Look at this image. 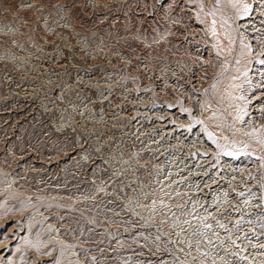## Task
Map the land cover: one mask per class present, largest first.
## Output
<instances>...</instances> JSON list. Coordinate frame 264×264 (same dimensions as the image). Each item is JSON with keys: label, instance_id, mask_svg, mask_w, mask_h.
I'll use <instances>...</instances> for the list:
<instances>
[{"label": "rangeland", "instance_id": "374dc122", "mask_svg": "<svg viewBox=\"0 0 264 264\" xmlns=\"http://www.w3.org/2000/svg\"><path fill=\"white\" fill-rule=\"evenodd\" d=\"M184 1L132 0L122 8L114 6L107 11L91 7L88 0H0V10L6 9L5 6L10 9L0 17L5 16L11 27L7 26L6 20H0L2 37L3 34L8 35L3 37L8 45L0 46V65L11 77L16 70L20 71L19 76L26 74L21 78H25L27 82L24 84L25 88H19L21 92L18 91L17 95L20 98L10 95L15 98L7 99L0 90V264H52L55 260H59L60 264H185L179 257V252L174 249L178 247L172 234L163 233L159 223H156V217L160 221L161 214H168L171 224L169 228L174 223L175 227H183L185 230L187 227L184 228L185 224L180 225V222L185 220L190 208L187 215L181 214L180 210L176 214V209L170 212L173 207L167 208V205L149 211L143 208L147 207L154 191L161 194L159 189L163 183L160 182L163 181L168 189L176 187V191L182 188L192 193V183L180 182L181 178L175 173L183 169H179L182 161L178 160L182 157L184 163L190 161L184 167L199 163L196 158L189 160L194 156L188 152L195 140L199 144V136L195 135L199 134L200 128L197 124L194 125L193 131L188 135L185 130L188 126H179L174 122L177 137H168V140L164 136L157 137L164 133L165 128L159 132L162 128L157 125L161 123L156 120L162 116L163 123L171 122L173 114L179 113V109L169 110L161 101L158 109L154 105L146 106L147 104L141 107V102L152 98L151 96L155 98L152 90L146 91L144 87L147 84L130 75L132 70L124 76L129 67L122 63L115 64L119 69L114 68L115 71H112L103 52L108 50L120 54L119 51H122L140 58L145 57L151 66L164 74L165 70H173V63L165 61L167 55L171 61L184 60V55L188 52L190 59L196 62L194 45L185 50L186 43L180 40L192 19L185 11L187 7L184 6ZM16 6L17 9L13 10ZM215 10L220 15L216 20L221 22L222 19H227L230 22L229 27L224 24L225 36L232 37V33H238L236 24L240 15L232 13L234 8L232 10L230 6L224 5L223 11H220L216 5ZM262 20L264 21L263 16ZM70 24L72 29L68 27ZM262 28L264 29L263 26ZM160 34L169 37L162 41ZM138 35L142 37L141 40ZM100 36L106 47L100 44ZM237 43L246 51L242 42ZM213 59L215 70L219 72L224 58L214 54ZM234 60L235 56L229 67L222 69L223 73L218 75L217 83L221 81L226 84L224 81L233 71ZM142 62L143 59L139 61V65ZM131 68L136 71L134 66ZM104 70L110 81L117 80L116 83L119 84V88L112 93L114 96L118 92L117 97L113 98L119 100L117 106L123 105L119 111L123 110V114L130 117L122 118L123 126L115 127L114 130L111 128L112 131H106L105 127L117 122L123 114L118 116V112H114L116 107L110 100L107 104L99 100L98 94L103 84H98L101 87L93 90L89 86L105 77ZM197 73L199 74V69ZM124 81L129 83L128 91L133 89L134 82L139 83L138 89L128 93L129 97L125 98V102L120 98L124 86H127L123 85ZM232 86V83L225 85L226 92H223L234 97ZM61 87L66 92L63 98L58 90ZM24 90H31L33 94L26 99L21 98ZM84 91L92 92L94 99ZM13 92L9 93L16 94ZM83 92L85 97L80 96L83 99L79 101L78 95H83ZM107 92L105 89V93ZM106 95L111 97V93ZM223 105L224 102L221 107L219 105L220 111L225 108ZM101 106H105L104 114L100 111ZM215 111L218 112V108ZM178 117L180 120H187V116H182L181 113ZM224 117L223 121L229 123V116ZM83 120L87 124H83ZM134 127L141 131L152 128L153 130L145 132L153 137H150L149 146L161 143L163 145L159 149L165 150L157 154L159 149L156 151L143 144L146 138L140 139L141 136L137 135ZM252 129L247 127L246 132H251ZM154 130L158 131L153 133ZM105 131L107 133L103 136ZM175 140L185 144L173 149L175 147L171 144ZM238 145L242 147L243 142ZM260 148L264 150V145H260ZM136 151L141 152L140 163L132 160L133 155L125 159L130 152ZM187 154L189 155L186 157ZM172 159H175L174 164L179 163L173 166L170 162ZM150 160L164 162L157 166L159 168H154L150 165ZM121 161L127 162L125 168L121 169L124 172H119L118 166L113 167ZM156 174H159V180L157 177L153 178ZM260 178L253 184L254 189H248L250 193L246 195L251 197L253 205H245L248 198L242 200L235 195L229 199L236 198V205L244 206V209L237 206L234 208V215L238 219H244L240 224L246 220L247 223L252 221L260 232L257 239L261 237L260 240H264V176ZM189 197L191 200L192 195ZM212 198V195L208 197L209 202ZM221 204L223 206L225 202ZM232 211L231 208L229 213ZM173 215L179 216L180 222L179 218L173 220ZM196 218L197 215L192 217ZM186 220L190 221V218ZM220 220L221 218L212 222L216 224L213 229L220 225ZM195 223L200 225L197 220ZM226 228L229 229L221 228L225 235L229 233L224 230ZM196 229L198 231L194 232L199 237L196 241L199 244V252L196 254L199 264H213L212 258H219L214 261L215 264H246L241 255L232 257L236 253L231 254L227 239L217 241L212 228L207 230L199 226ZM195 233H190L189 237ZM209 240L212 241L211 244L208 243ZM223 240L224 243L221 244L220 241ZM253 240V244L257 243L256 238ZM246 242L247 246H251L249 241ZM62 248L66 249L63 254ZM254 248L253 246L252 249ZM252 252L256 254V251Z\"/></svg>", "mask_w": 264, "mask_h": 264}, {"label": "bare ground", "instance_id": "6f19581e", "mask_svg": "<svg viewBox=\"0 0 264 264\" xmlns=\"http://www.w3.org/2000/svg\"><path fill=\"white\" fill-rule=\"evenodd\" d=\"M131 1L132 0H108V1L88 0L91 7L92 6L98 7L107 11L110 10V7L113 8L114 6L122 8ZM242 3H247L251 5L250 14L245 15L242 11V8L234 9L232 13L240 15L238 16L239 19L236 24V31L238 33L234 32L232 33L233 34L232 37L231 36L227 37L224 34L226 30H223V27H225L224 24H226L229 27L230 22L227 19H222L221 21L222 23L216 20L220 16L219 13H217L215 10L216 0H185L184 6L187 7V10L185 11H187V13L190 15L192 19H190V24L187 27V31L180 38V40L183 43H186L185 50L189 49L190 45L195 46L194 49L196 51H194V54L196 56V62L195 60L192 61V59H190V55L188 54V52L185 53L184 60L173 59L171 61V59H169L167 55V57H165L166 58L165 61H169L173 63L171 65L173 67V70L170 71L165 70L164 71L165 74L159 72L156 68L151 66L149 64L148 59L145 57L140 58L139 56L133 54H126L125 52L122 51H119L120 54H117V53H111L108 50H103L105 55V60L108 61L107 62L108 65L112 67L111 69L112 71H115L114 68L119 69L116 67L117 65L115 66V64L122 63V65L129 67V69H127L125 73L123 72L124 76H126L127 72L132 70L130 72L131 73L130 75L135 77V79L139 78L141 82L144 81V84L145 85L147 84V86L144 87L146 91L152 90L151 93L155 96V98L151 96L152 98H149L148 100L141 102L140 103L141 107L147 104L146 106L151 105L153 107L154 105L155 109H158L159 107H161L162 104L161 102H163L169 110L173 108L179 109V113L173 114V118L171 119V122H168L166 124L163 123L161 121L162 116L159 117L160 118L159 120H156L157 123L158 121L159 123H161L160 125H157V126H161L162 128L159 132H162L163 128H165L164 133L162 135L158 134L157 137L164 136L163 138L164 139L166 138L165 140H168L172 137H177V131L174 130L173 128L175 126L174 122H177V125L179 126H188L185 129L188 131V135L193 131L192 128L194 125L197 124V126H199L200 128L199 134L195 135L196 137L199 136V144H197L198 141L195 140L192 143L193 147L189 148V152H188L190 155L194 156L192 158H189V160L192 161V159L194 160L196 158V161L199 160V163L184 167L185 165L189 164L190 161L189 163L188 162L184 163L183 162L184 158L182 157L181 159L178 160L179 162L182 161L180 163L179 169L180 168L183 169H180V171L175 173L176 175H178L177 177L181 178L180 182L190 181V183H192V189H191L192 193H188V190H183L182 188L177 191L175 190L176 187L175 188L173 187L174 189L172 190L168 189L169 187L167 188L166 186L167 184H165L163 181L160 182L161 184L163 183V185H161L159 189L160 190L159 192H161V194H157L154 191L151 194L150 200H148L147 207L143 208V209H148L149 211L156 209L158 206L167 205V208L173 207V210H170V212L176 209V214H178L177 211L180 210V213L184 215H187V211L190 208L189 214L187 215V217L185 216L186 217L185 220L181 222H180L181 218H179V216L178 217H176V215L172 216V219L175 221L177 220V218H179L178 221L180 222V225L184 223L185 224L184 228L187 227L186 228L187 230L186 229L184 230L183 227L180 228L175 227L176 225L174 226V223H172V228H169L171 224L168 214L166 215L161 214L160 221L158 217H156V223H159L163 233H168L167 235L172 234L173 239L175 240V244L178 247V249L177 248L174 249L176 252H179V257L183 260L185 264H199L197 262H194L193 259V257L197 258L196 254L199 252V244H197L196 242L199 239V237H197L198 233H195L198 231V229L196 228L199 226H203V229H207V230L209 228H212L211 231L215 232L214 237L218 238L217 241L222 240L223 238L224 240L227 239L226 243H229V248L232 251L231 254L236 253L235 255L232 256L233 258L236 256L239 257V255H241L242 257L245 256L247 258L244 261L246 262V264H264V240H260L261 237L257 239V237L260 235V232L258 231L257 227L253 226L252 221H249V223H247V220L244 223L240 224L242 221H244V219H238L236 215H234V212H236L234 211V208L236 206L244 209V206H242L241 204L236 205L237 201L235 202V199L238 197H240V199L242 198V200L248 198V201H246L245 205H253L252 200H250L251 197H248L246 195L250 193L251 189L252 190L254 189L255 185L253 184L256 182L258 177L260 178L262 175L264 176V150H262L263 148L262 149L260 148L261 144L258 143L256 140L257 135H264V131H260L261 129H264V64H261L259 62L260 60H264V29L262 28V26L264 27V21L262 20V16L264 18V0H243ZM213 11H215L216 13L215 17L210 15V13H212ZM213 18H215L216 20L215 27L217 34L215 36L212 34L211 31ZM191 21L194 22L191 23ZM68 27L69 29L73 28L72 24H70ZM159 37L160 40L164 41L165 37H169V36L160 34ZM138 38L140 40L142 39L140 35H138ZM227 39L228 41H226ZM237 41H240L244 45H248L250 47H246L245 49L246 51H243V49L239 47ZM99 42L103 47H106L105 41L102 36L99 37ZM53 54L55 55L56 53ZM214 54H219L224 58L221 64L222 68L219 69L220 70L219 72L215 70V60L213 59ZM0 55H2V49H0ZM234 56H235V60L234 63L232 64L233 71L230 75H228L229 77H227V80L224 81L226 82V84H224L221 81L217 83L216 81L218 80V75L220 76V74L223 73L222 69L224 70V68L227 69L229 67V63H232V59ZM141 59H143V62L139 65V61H141ZM10 66L13 67L12 64ZM131 66H134L136 68V71L135 69H132ZM197 69H199V74L197 73ZM0 70H1L0 74L3 73L2 76L0 75L1 79L2 77L7 78L8 79L7 83L13 80V76L11 77V74L8 75L4 67L1 65H0ZM15 70L16 69H14V71ZM105 71L106 70L103 71L105 77L102 78V80L97 81L98 83L96 84H93L92 82V84H89V86L93 90V88L99 87L98 84H103L102 87L100 86L101 88L99 87L100 91L98 94V98L104 104H107L108 100H110L112 105L116 107V108L114 107L115 108L114 112L115 111L118 112L117 115L119 116L123 114V110L121 112L119 111L120 108H123V105H121V107L117 106L119 100H117V98L115 99L113 98V97H117L116 95L118 92H116L114 96L112 95V93L115 92V89L119 88L118 87L119 84L116 83L117 80L110 81L108 73ZM14 73L17 76L20 74V71L16 70ZM24 76H26V74H24ZM156 78L157 80H155ZM18 79L19 82L18 83L14 82L13 84H17V89L21 87L25 88L24 84H26L27 82L25 80L23 81V78L21 77H19ZM95 80L97 79H94V81ZM231 83L233 84L232 87L235 91L234 97H232L231 95H227L226 93L223 92V91L226 92V90H224V86ZM49 84H53V83H49ZM137 84L139 85L138 82H134L132 84L134 90L138 89ZM123 85H127V86H124L125 89L121 92L122 96L120 95L121 96L120 98H122V101L125 102V98L129 97L128 93L134 90L131 89L132 91L131 90L128 91L129 83H126L125 81L123 82ZM74 86L75 85H73V87ZM213 86L215 87L214 89ZM105 89L108 91L107 93H111V97L110 95L109 96L106 95L107 93H105ZM58 90L63 98L66 92L62 87L59 88ZM13 91H14L13 89H10L7 91V93L9 92L14 93ZM18 91L21 92L20 89ZM24 91L25 92L21 95V98H24L23 97L24 95H27V97L25 98H28L30 97L31 94H33L31 90H24ZM84 92L88 94L90 93V96H92L93 97L92 99H94L92 92H86V91ZM84 92L83 95L82 94L78 95L79 101H81L85 97ZM15 93L18 94V92ZM80 96H83V98L80 99ZM241 96L244 97L243 100L240 99ZM8 97L7 99L15 98V97H11L10 95ZM230 98L233 101L230 100ZM87 101L88 100H86V102ZM76 102H78V99ZM223 102H224L223 106L225 108L222 111H220L219 105L221 107V103ZM71 104L76 105L77 103L73 102ZM217 108H218V112L215 111V109L217 110ZM242 109H246L247 112L249 113L247 116L244 117L243 123L240 120L236 119V117L240 114ZM100 111L102 112V114H104L105 106H101ZM180 113L182 114V116L185 115L187 116L186 121L179 119L178 114ZM224 116H229L230 118L229 123H225L223 121L225 118ZM122 118L130 119L129 116H125L123 114L122 116H120L117 122L112 124L115 125L114 127L110 125V127L109 126L105 127V130L112 131V129L115 127L123 126L124 120ZM197 121H202L203 123H197ZM83 124H87V121H84ZM92 124L96 125V123L94 122H92ZM116 125H120V126H116ZM247 127L255 128L258 131L253 135H245ZM240 129L244 130L245 132L241 131ZM134 130L137 131L138 133L137 135L141 136L140 139L143 140L146 138V141L143 144H146V146H148L149 148H153L157 151L160 148V146L163 145L161 143L160 144L152 143V147L149 146L151 144L150 137L152 136L150 134H147L148 132L145 134V132L153 130L152 128L146 131L145 130L141 131V129H138V127H134ZM106 131L104 132L103 136L107 133ZM157 131L158 130L156 131L154 130L152 132L155 133ZM209 133H212V139H209ZM202 136H204V138L201 139ZM213 141H215V143ZM242 142H243L242 147H239V145L237 146V144ZM183 144L185 143L180 142V140H175L174 143L171 144V146L174 145L175 148L173 149H176V147H181ZM217 144L221 145V147H217ZM245 145H247V147H245ZM224 146H227L228 151L238 153V158L235 155L233 156L224 155ZM196 147L199 149H195ZM98 149L99 148L97 145V150ZM163 150L165 149H159L157 151V154L162 153ZM245 152L248 154L245 155L244 154ZM130 154H128V157L125 159H128L130 156L133 155L131 157L132 160L139 162V159L141 158L140 157L141 152L138 151L132 153L130 152ZM189 154H187L186 157ZM198 154H199V158H197ZM134 156H137V158L135 159ZM161 159L162 157H160L159 160ZM174 160L175 159H172L170 161L172 165L174 164L173 163ZM150 161H151L150 165L153 166L154 168H159L157 166H160L161 163L164 162V160L161 163H157V160L156 161L150 160ZM179 162H177L174 165H177ZM126 163L127 162L125 161H121L120 164L115 165L113 167L115 168L118 166L119 167L118 170L119 172H121L122 171L121 169L125 168ZM194 166L197 168H193ZM189 168L192 169L189 170ZM119 172L117 173V175L119 174ZM117 175H115V177H117ZM156 177L157 180H159L158 178L159 174L153 176V178ZM248 189L250 190L248 191ZM191 195H192L191 200H189L190 199L189 196ZM211 195L213 198L209 202L208 197H210ZM235 195L236 198H233L232 200L229 199L231 196H235ZM182 199L186 201L183 202ZM216 200L217 203L215 204ZM192 201L194 203H192ZM221 201L225 202V205L222 206ZM230 202H232L233 205H231ZM243 202L244 201H242V203ZM186 203L188 204L185 205ZM228 206H230V208H227ZM231 208L233 209V211L232 213H229ZM198 211L199 214H196ZM192 212L195 213L191 215ZM196 215L197 218L192 219V217ZM188 218H190V221L186 220ZM220 218L221 220L219 221V224H226L225 227H229V229L227 230L229 231V233L227 235H225L224 232H222L221 227H219V225L216 229L215 228L213 229V226H215L216 224H213L212 222L217 221ZM196 220L197 222L200 223L199 226L198 223H195ZM238 223L239 225H237ZM205 225H209L210 227L206 228ZM188 231L190 233H195V234L192 235L190 238L189 237L190 233ZM255 238H256L255 242L257 241V243L253 244V242L251 241H254L253 239ZM231 240H235L236 245H233L231 243ZM246 241H249L251 246H247L248 242ZM253 246L255 247L254 249H252ZM253 250L256 251V254L252 252ZM185 257H187V259H184ZM216 259L218 260L219 258ZM216 259L212 258L213 261H215Z\"/></svg>", "mask_w": 264, "mask_h": 264}, {"label": "snow or ice", "instance_id": "6c2138e0", "mask_svg": "<svg viewBox=\"0 0 264 264\" xmlns=\"http://www.w3.org/2000/svg\"><path fill=\"white\" fill-rule=\"evenodd\" d=\"M216 5L219 6V10L220 11H223V6L227 5V6H230L231 8H234V9L242 8V11H243V13L245 15L250 14L251 5H249L247 3H242V0H216ZM215 14H216L215 11L210 13V15H212L213 17H215ZM225 22H227V21H225ZM215 26H216V20H215V18H213L211 31H212V34L214 36L217 34ZM244 47H250V46L244 45ZM259 62L261 64H264V60H260ZM240 99L243 100L244 97L241 96ZM248 114L249 113L247 112L246 109H242L240 114L236 117V119L240 120L243 123L244 122V117L247 116ZM197 123H203V122L202 121H197ZM257 131H258L257 129L253 128L251 130V132H246L245 135H253V134L257 133ZM260 131H264V129H261ZM209 139H212V133H209ZM256 140L261 145H264V135H257L256 136ZM213 142L215 143V141H213ZM217 147H221V145L217 144ZM245 147H247V145H245ZM244 154L247 155L248 153L245 152ZM224 155H229V156L235 155L238 158V153L228 151L227 146H224ZM205 227L207 228V227H210V226L209 225H205ZM219 227L225 228V226L223 224H220ZM262 227H264V225H262ZM225 230L227 231V229H225ZM246 239H247V237H246ZM208 243L211 244L212 241L209 240ZM220 243L223 244L224 241H220ZM231 243L233 245H236V241L235 240H231ZM68 247L71 248V246H68ZM37 250L39 251V246H37ZM65 251H66V249L62 248L61 249V254H63ZM225 251H227V249H225ZM205 255H207V253H205ZM193 259H196V258L193 257ZM242 259H247V258L243 257ZM52 264H60V261L59 260H55V261L52 262ZM201 264H203V262H201ZM213 264H215L214 261H213Z\"/></svg>", "mask_w": 264, "mask_h": 264}, {"label": "built area", "instance_id": "2783aa9c", "mask_svg": "<svg viewBox=\"0 0 264 264\" xmlns=\"http://www.w3.org/2000/svg\"><path fill=\"white\" fill-rule=\"evenodd\" d=\"M12 4H15V3L12 2ZM7 5H8V3H7ZM5 7H6V9H3V10L1 9L0 10V15L6 14V10H10L7 6H5ZM13 8H15L13 10H16L17 9V6L16 7H13ZM0 20H4V21L6 20L5 23H8L7 26L10 27L9 21L7 20V18L5 16H1L0 17ZM21 28H23V27H21ZM6 36H8V35L7 34L3 35V37H6ZM3 37H2V33H0V46L5 45V44L8 45V42L7 41H3L4 40ZM0 72H1V70H0ZM0 75L2 76L3 73H1ZM12 76H13V80H11L9 83H7V80H8L7 78L2 77V79H1V77H0V79H1V82H0V90H1L2 93L4 92V97H8L9 95H12V96L17 95V94L7 93V91L10 90V89H13L15 92H18L19 89H17V84H13V83L14 82L15 83H18L19 82V79L18 78L19 77H24V75L23 76H21V75L20 76L19 75L16 76L15 74H12ZM53 78L55 79V77H53ZM24 80H25V78H23V81ZM54 83H58V81H54ZM16 97H18V96H16ZM24 99H26V98L24 97ZM27 103H30V102H27ZM194 262H197L198 263V258L194 259Z\"/></svg>", "mask_w": 264, "mask_h": 264}]
</instances>
